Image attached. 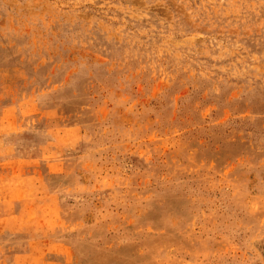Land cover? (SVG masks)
Returning <instances> with one entry per match:
<instances>
[{"label": "rangeland", "instance_id": "obj_1", "mask_svg": "<svg viewBox=\"0 0 264 264\" xmlns=\"http://www.w3.org/2000/svg\"><path fill=\"white\" fill-rule=\"evenodd\" d=\"M0 264H264V0H0Z\"/></svg>", "mask_w": 264, "mask_h": 264}]
</instances>
